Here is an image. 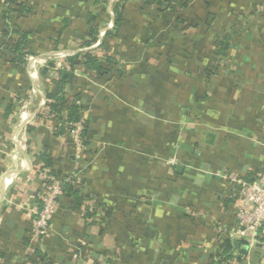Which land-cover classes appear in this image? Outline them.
<instances>
[{
	"label": "crops",
	"instance_id": "obj_1",
	"mask_svg": "<svg viewBox=\"0 0 264 264\" xmlns=\"http://www.w3.org/2000/svg\"><path fill=\"white\" fill-rule=\"evenodd\" d=\"M22 1L31 11L18 23L35 55L22 65L0 56V264L23 262L33 197L45 189L34 157L47 150L62 172L79 167L68 137L36 118L57 78L40 69L53 53L81 50L89 13L105 30L113 25L93 0ZM4 8L0 0V32ZM182 16L190 27L126 3L107 50L123 75L92 83L81 104L97 133L81 183L114 209L91 222L64 196L40 243L53 264H206L222 238L247 251L243 262L264 264V248L235 235L237 204L227 194L229 179L264 175V0H188ZM233 22L238 45L217 65L216 33ZM77 73L80 89L89 73Z\"/></svg>",
	"mask_w": 264,
	"mask_h": 264
},
{
	"label": "trees",
	"instance_id": "obj_2",
	"mask_svg": "<svg viewBox=\"0 0 264 264\" xmlns=\"http://www.w3.org/2000/svg\"><path fill=\"white\" fill-rule=\"evenodd\" d=\"M129 1L130 0H116L109 5V7V0H93L94 3L99 4L100 10L106 13L108 19L111 17L109 8L113 11V25L104 32V36L100 39L98 47L91 48L99 39V31L103 26H100L97 22L95 13H89L86 34L79 43L80 49H87L66 56L64 64L62 65H57L51 60L47 62L46 67L40 69V74L43 76H47L48 72L54 69L57 73V78L55 80V90L47 92L45 96L46 103L37 113L36 118L50 123L52 129L59 125L57 130L53 132L55 135L67 136L69 144L74 151L75 145L69 136L70 128L67 127L65 123L81 122V144L85 148L83 157L78 158L79 167H76L71 173L62 172V170L57 167L59 160L51 156L47 150L39 152L34 157L33 164L38 165L37 169L42 174L46 173L52 177L60 178L61 190L63 193L61 197L57 198V202H62L65 196L70 200L66 205L71 210L81 209L82 207L84 209L83 218L89 219L91 222L94 221V217L98 211H103L104 216L110 218L114 207L96 199L94 195L87 193L85 185L81 183L84 175L82 166L88 163L87 158L90 156L91 150L93 149L92 138L97 134L92 128V123L83 119V111L81 108L82 101L84 100L83 91H88V86L90 87L95 81H109L114 77H121L123 75L118 61L116 58L107 54V50L109 41L115 38L119 32L123 21V10L126 3ZM4 2L7 3V8H4L1 13L4 25L0 32L3 38L0 47V56L9 63L22 65L26 62L27 57L35 55V52L30 47L29 35L31 32L29 30H24L18 23V19L27 16L31 8L22 0H4ZM139 3L141 9H144L148 5H152L155 15L169 11L174 14L177 23L185 24L182 11L187 8L188 0H139ZM252 13L253 12H248V14ZM234 16H237L235 20H238L243 14H235ZM214 18L215 16L209 12L205 20L207 27L212 25ZM105 25L106 23H104V26ZM191 25L192 22L186 23L185 27L187 28ZM238 25L233 22L229 28L216 33L213 59L217 65L224 62V58L229 50L237 47L240 36L237 34L238 32L235 26L239 28ZM60 32L61 30L58 31L57 36ZM240 32L241 34L243 33V31ZM78 71H81V73L88 72L89 75L86 78L87 80L84 81L82 88L75 89V84H77L79 75L77 73ZM33 199L35 204L40 207L41 201L39 194H36ZM32 218H35V215H32ZM31 228L26 237L22 240L21 247L24 251V256L21 264H53L49 253L41 248L40 243L43 238L35 241ZM258 233L260 236L256 238V245L264 248V232H261V229H259ZM219 238L220 237H218V239ZM217 241L216 251L209 257L206 264H241L243 262L244 256L247 255V251L235 248L234 243L228 239L222 238L220 241ZM5 256L6 254L0 250V259ZM258 256L259 255H257V257ZM112 258L113 257H106V261L110 263L113 261Z\"/></svg>",
	"mask_w": 264,
	"mask_h": 264
},
{
	"label": "built area",
	"instance_id": "obj_3",
	"mask_svg": "<svg viewBox=\"0 0 264 264\" xmlns=\"http://www.w3.org/2000/svg\"><path fill=\"white\" fill-rule=\"evenodd\" d=\"M110 15L113 11L109 10ZM109 26L111 23L108 24ZM105 28L99 31V39L91 46L98 47L100 39L104 36ZM87 48L81 49L85 50ZM60 55L53 53L52 57ZM65 58L68 55L62 54ZM52 60V58H49ZM46 100L43 101V106ZM70 128L69 136L75 145V153L77 158L83 157L84 146L81 144L80 131L82 123H65ZM59 126V125H58ZM58 126L53 127V131L57 130ZM170 164H175L176 159L171 158ZM45 189L39 194L41 206L32 208V215H35L32 222L33 239L37 241L46 236L51 227L52 217L55 215L58 208L57 198L62 196L61 180L58 177H52L49 174H43ZM228 196L235 198L236 208L235 217L237 220V228L235 235L238 237H246L250 243L256 242V238L260 236L258 230L264 232V175H256L249 181H242L238 178L229 179ZM241 228V229H240Z\"/></svg>",
	"mask_w": 264,
	"mask_h": 264
},
{
	"label": "rangeland",
	"instance_id": "obj_4",
	"mask_svg": "<svg viewBox=\"0 0 264 264\" xmlns=\"http://www.w3.org/2000/svg\"><path fill=\"white\" fill-rule=\"evenodd\" d=\"M111 8H109V10H110ZM60 55H55V56H53L52 57V55L53 54H51V55H49L48 57H47V59L48 58H52V60H54V61H56V63L57 64H60V63H62V61L64 60V57H63V55L61 54V53H59Z\"/></svg>",
	"mask_w": 264,
	"mask_h": 264
},
{
	"label": "water",
	"instance_id": "obj_5",
	"mask_svg": "<svg viewBox=\"0 0 264 264\" xmlns=\"http://www.w3.org/2000/svg\"><path fill=\"white\" fill-rule=\"evenodd\" d=\"M177 167H179V166H177ZM235 246H236V247L239 246V242H238V241L235 242ZM242 248L246 250V249L248 248V246H247V245H242ZM243 264H248V263H247V261H244Z\"/></svg>",
	"mask_w": 264,
	"mask_h": 264
}]
</instances>
